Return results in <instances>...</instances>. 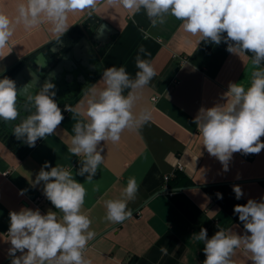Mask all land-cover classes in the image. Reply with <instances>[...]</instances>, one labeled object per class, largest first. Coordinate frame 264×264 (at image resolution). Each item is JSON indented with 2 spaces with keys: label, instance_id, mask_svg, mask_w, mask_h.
I'll use <instances>...</instances> for the list:
<instances>
[{
  "label": "crops",
  "instance_id": "0c3cea01",
  "mask_svg": "<svg viewBox=\"0 0 264 264\" xmlns=\"http://www.w3.org/2000/svg\"><path fill=\"white\" fill-rule=\"evenodd\" d=\"M15 3L0 0V10L14 17ZM68 22L72 26L59 42L46 24L30 31L18 26L0 59L2 75L20 62L24 61L23 66L33 61L40 53L45 61H51L62 44L71 47L84 34H89L95 49L87 78L72 80L70 87L55 97L65 117L55 134L38 139L22 158L0 138V264H10L11 259V245L6 242L10 211L22 207L38 208L42 214L56 211L43 195V182L35 188L29 184V175L34 180L45 161L53 167H65L78 182L85 183L83 211L92 221L89 230L95 236L84 255L91 264H203V242L192 235L202 227L209 237L219 228L243 235L234 206L264 197V150L259 154L234 153L229 171L224 172L220 162L202 146L193 124L201 107L226 103L222 97L230 82L245 88L250 85L251 53L239 57L229 53L223 42L198 43L199 37L183 32L181 22L171 16L153 27L143 11L132 16L123 8L103 4L92 16L85 11L70 15ZM101 24L105 27L101 30L104 44L100 46L90 37L98 39L96 31ZM140 46L150 53L141 55L151 62L157 75L137 93L134 110L138 113L147 108L152 118L138 129L125 130L115 144L101 142L104 163L86 183L85 177L76 175L82 157L72 156L67 149L75 124L86 122L87 117L64 111V106L75 109L83 103L86 111L91 90L105 87L101 75L108 67L123 66L135 78ZM176 170L181 173L178 186L167 187V177H175ZM129 177H136L139 183L135 199L127 204L132 217L112 223L106 219L105 202L122 198ZM234 185L244 192L239 200ZM22 189H27L24 195L19 194ZM217 193L223 198L219 199ZM162 247L167 249L166 254L161 252ZM233 259L236 264H252L242 250H237Z\"/></svg>",
  "mask_w": 264,
  "mask_h": 264
},
{
  "label": "clouds",
  "instance_id": "9594fccd",
  "mask_svg": "<svg viewBox=\"0 0 264 264\" xmlns=\"http://www.w3.org/2000/svg\"><path fill=\"white\" fill-rule=\"evenodd\" d=\"M102 4L123 8L132 16L143 11L153 27L164 24L171 16L181 22L183 32L199 37L198 43L220 45L223 42L229 53L239 57L251 53L250 85L245 88L241 83L230 82L222 97L226 103L201 107L193 124L202 146L220 162L224 172L229 171L234 153L259 154L264 150V0H16L14 17L0 10V59L4 58L3 50L9 47L18 26L30 31L46 24L59 42L72 26L68 22L70 15L87 11L92 16ZM104 27L99 26L97 36L102 35ZM141 54L150 55L143 46L139 47L135 78L123 66L108 67L101 75L105 87L91 90L86 111L83 103L75 109L64 106V111L87 117L86 122L75 124L67 149L72 156L82 157L76 175L85 177L86 183L93 180L104 163L101 142L115 144L125 130L138 129L152 118L147 108L138 113L134 110L139 99L137 93L157 75L151 62ZM25 87L31 89L25 106L33 111L21 123L14 124L11 132L17 140L35 147L38 139L55 134L65 117L55 100L54 83L45 82L37 89L29 82ZM125 90H129L126 96ZM19 96L13 79L0 78L3 121L19 118ZM28 178L32 188L43 182V195L56 211L50 209L42 214L38 208L22 207L9 212L6 242L11 245L10 264H91L84 255L88 242L95 236L89 230L92 221L83 211L87 195L85 183L78 182L72 171L58 164L53 167L48 161L34 180L30 175ZM138 189L136 177H129L122 198L105 202L106 219L123 223L131 218L132 211L127 204L135 199ZM26 191L22 189L19 194L24 195ZM233 192L237 200L244 196L239 185L233 186ZM216 195L223 198L221 193ZM234 214L243 224V235L219 227L211 237L203 227L192 235L196 241L203 242L206 257L203 264H236L233 257L237 250H242L252 264H264V197L235 205ZM161 252L166 254L167 249L162 247Z\"/></svg>",
  "mask_w": 264,
  "mask_h": 264
},
{
  "label": "water",
  "instance_id": "95a60500",
  "mask_svg": "<svg viewBox=\"0 0 264 264\" xmlns=\"http://www.w3.org/2000/svg\"><path fill=\"white\" fill-rule=\"evenodd\" d=\"M87 35H82L71 47H66L61 43L62 47L55 52L58 57H54L51 61H45L43 54L40 53L33 61H27L13 75L11 79L16 82L20 94L18 97L20 116L16 121L9 122H5L0 118L1 123H4L7 128H11L14 124L21 123L26 115L32 113L33 110L25 106L28 103L26 95L31 91V89L25 87L29 82H32L37 89L42 87L45 82H52L56 85L57 95L65 91L66 87H70L72 80L80 82L87 78L86 71L91 70L89 59L95 50H93ZM93 36L90 37L91 41L97 40L100 46L104 44L103 33L95 40H92ZM38 63L45 65V67L40 68L37 65ZM37 89H33V91Z\"/></svg>",
  "mask_w": 264,
  "mask_h": 264
},
{
  "label": "trees",
  "instance_id": "16d2710c",
  "mask_svg": "<svg viewBox=\"0 0 264 264\" xmlns=\"http://www.w3.org/2000/svg\"><path fill=\"white\" fill-rule=\"evenodd\" d=\"M24 62V61H23ZM22 62V63H23ZM22 63L16 64L13 68L5 72L4 74L0 75V78L3 76H7L12 78L13 75L21 68ZM0 138L4 141L13 151H15L19 157H24L29 153L32 147L27 146L22 141H19L15 138L12 134L11 130L4 128V126L0 123ZM175 177H167L166 179V186L167 187H176L179 184L178 178L181 177L180 171H175Z\"/></svg>",
  "mask_w": 264,
  "mask_h": 264
}]
</instances>
